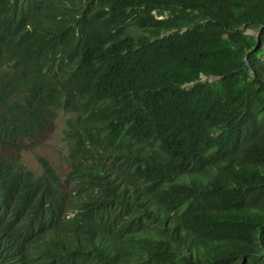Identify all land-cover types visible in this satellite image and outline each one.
I'll return each mask as SVG.
<instances>
[{
  "label": "trees",
  "instance_id": "trees-1",
  "mask_svg": "<svg viewBox=\"0 0 264 264\" xmlns=\"http://www.w3.org/2000/svg\"><path fill=\"white\" fill-rule=\"evenodd\" d=\"M59 110L64 176L0 157V264H264V0H0V142Z\"/></svg>",
  "mask_w": 264,
  "mask_h": 264
},
{
  "label": "rangeland",
  "instance_id": "rangeland-1",
  "mask_svg": "<svg viewBox=\"0 0 264 264\" xmlns=\"http://www.w3.org/2000/svg\"><path fill=\"white\" fill-rule=\"evenodd\" d=\"M69 115L70 113L59 110L56 118L34 135L23 136L9 144L0 142V157L19 158L38 173L42 169L39 156H43L64 176L70 168L69 144L63 132Z\"/></svg>",
  "mask_w": 264,
  "mask_h": 264
},
{
  "label": "water",
  "instance_id": "water-1",
  "mask_svg": "<svg viewBox=\"0 0 264 264\" xmlns=\"http://www.w3.org/2000/svg\"><path fill=\"white\" fill-rule=\"evenodd\" d=\"M247 31H249V32H253V30H251V29H248ZM212 77H209V79H211Z\"/></svg>",
  "mask_w": 264,
  "mask_h": 264
}]
</instances>
